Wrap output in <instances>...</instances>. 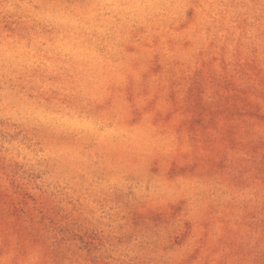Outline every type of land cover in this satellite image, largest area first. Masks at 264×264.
Here are the masks:
<instances>
[{"label": "rangeland", "instance_id": "374dc122", "mask_svg": "<svg viewBox=\"0 0 264 264\" xmlns=\"http://www.w3.org/2000/svg\"><path fill=\"white\" fill-rule=\"evenodd\" d=\"M0 264H264V0H0Z\"/></svg>", "mask_w": 264, "mask_h": 264}]
</instances>
